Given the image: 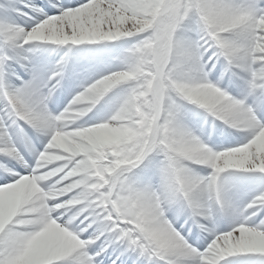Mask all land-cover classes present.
Segmentation results:
<instances>
[{"label": "clouds", "instance_id": "obj_1", "mask_svg": "<svg viewBox=\"0 0 264 264\" xmlns=\"http://www.w3.org/2000/svg\"><path fill=\"white\" fill-rule=\"evenodd\" d=\"M46 2L59 15L21 40L44 103L31 149L0 160V264H103L101 237L122 264H264V5Z\"/></svg>", "mask_w": 264, "mask_h": 264}, {"label": "snow or ice", "instance_id": "obj_2", "mask_svg": "<svg viewBox=\"0 0 264 264\" xmlns=\"http://www.w3.org/2000/svg\"><path fill=\"white\" fill-rule=\"evenodd\" d=\"M87 3L88 0H65V7H77ZM261 5H264V0H247V10L252 13L257 12ZM58 15L59 11L49 7L46 0H0V149H2L0 160H7L11 155L23 154L21 144L23 148L31 149L34 141L32 134L34 124L29 117L39 119L44 103L41 95L40 66L34 64L31 57L24 53L21 47L22 37L50 17ZM48 90L49 95L55 91L51 84L48 85ZM61 103L62 101L58 100L56 106L59 107ZM40 147L36 144L37 149ZM16 171L22 172L21 169ZM9 182L8 175L0 176V185ZM220 207L226 210L223 202ZM188 210L198 223L201 218L205 221L212 219L211 209L202 207L191 196L188 197ZM185 214V210L181 209L180 219L173 226L188 244L203 252L211 241L200 240L197 243V231L192 221L181 229ZM199 227L204 229L205 225L199 223ZM88 235L89 233H85L82 239H87ZM91 252L98 254V259L103 264H113V261L115 264H122L116 255L108 258L111 248L105 246L103 237L95 243Z\"/></svg>", "mask_w": 264, "mask_h": 264}, {"label": "bare ground", "instance_id": "obj_3", "mask_svg": "<svg viewBox=\"0 0 264 264\" xmlns=\"http://www.w3.org/2000/svg\"><path fill=\"white\" fill-rule=\"evenodd\" d=\"M70 95H71V94H70ZM57 108H58V107H57ZM57 108H56V109H57ZM238 140H239V139H238Z\"/></svg>", "mask_w": 264, "mask_h": 264}]
</instances>
